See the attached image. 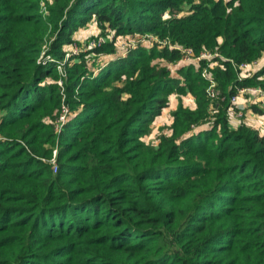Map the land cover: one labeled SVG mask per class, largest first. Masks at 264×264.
Segmentation results:
<instances>
[{
	"label": "trees",
	"instance_id": "obj_1",
	"mask_svg": "<svg viewBox=\"0 0 264 264\" xmlns=\"http://www.w3.org/2000/svg\"><path fill=\"white\" fill-rule=\"evenodd\" d=\"M243 89L264 92V0H0V264H264ZM174 93L194 105L147 142Z\"/></svg>",
	"mask_w": 264,
	"mask_h": 264
},
{
	"label": "rangeland",
	"instance_id": "obj_2",
	"mask_svg": "<svg viewBox=\"0 0 264 264\" xmlns=\"http://www.w3.org/2000/svg\"><path fill=\"white\" fill-rule=\"evenodd\" d=\"M99 32L100 31L98 30L97 24L93 22L86 27L80 28L75 35H76V38L82 42H84L86 40L88 42L95 40V42L97 43L98 40L102 39L98 35ZM150 38H152V36H150ZM150 38H148V39H150ZM137 41H140V38H138V36H133V37H131V39H128L126 36H124L122 38H118L116 41L117 42L116 43V52L117 53L112 54L110 56L101 57L98 59V62L103 63V65H105L108 62H110L111 60L118 58L120 55H125L128 52L127 50L129 48H131V47L133 48L138 44ZM143 44H145L146 46H151V43L149 41H144ZM76 50H77V52H79L80 48L77 47ZM77 52H74V53H77ZM185 55L186 54H184V56L180 60L179 64L174 63V64L169 65L171 70H173V74L177 75L178 66H185L188 63L200 60V58H193L192 56H191V58L189 57V59H188L185 57ZM212 57L213 56L210 53H203V58H212ZM262 64L263 63L255 64V66L252 67L253 70L256 71L257 68L259 69ZM253 95H255L257 97L260 94L258 92H256ZM242 99H244V97H242ZM181 101L185 105H190V106H192L194 103L193 98L190 97L189 95H184V96L180 97L176 93L172 94L170 96V102H169L170 105L168 107H166L163 110L162 114L155 119V121L151 124L150 132L144 137V139L147 142H151V141L156 142V139H157L158 135L160 134V132L162 131V128L165 129L164 132H169V129L167 127L172 123V112L174 109H176L178 107V105L181 103ZM261 107L263 108L264 105ZM249 110H251V109H249ZM248 115H247V119H248V117L250 118V116H248ZM236 118H238V120H239V117L236 116ZM260 122L261 123L259 125H255V123H254V125L257 128H259V130L264 128V119H262ZM247 123L250 124L248 121H247ZM251 125H253V124L251 123ZM254 125H253V127H255Z\"/></svg>",
	"mask_w": 264,
	"mask_h": 264
},
{
	"label": "built area",
	"instance_id": "obj_3",
	"mask_svg": "<svg viewBox=\"0 0 264 264\" xmlns=\"http://www.w3.org/2000/svg\"><path fill=\"white\" fill-rule=\"evenodd\" d=\"M101 42H102V40H98V42L96 43L95 42V40H93V41H91L90 42V45L89 46H87L85 49H88V47L90 48H92V47H94V46H96V45H100L101 44ZM76 48H77V46H75V52H77V50H76ZM79 51V50H78ZM70 56V53H68V55H67V57H69ZM191 56L192 55H190V52H187L186 53V55H185V57L186 58H188L189 59V57L191 58ZM49 57V56H48ZM241 67L243 68V69H249V68H252V66L250 67V65L249 64H247V63H244V64H242L241 65ZM61 68V67H60ZM256 92H258L260 95V97L263 99L264 98V92L263 91H261V90H249V89H243V90H241L240 91V93L242 94H246V93H251V94H254V93H256ZM214 93V92H213ZM214 95V94H213ZM239 96H241L240 94H237L234 98H233V100H234V102L235 103H237V108H238V111H237V117H242V116H244V114H245V112H244V110H245V108H246V105L244 104V103H240L239 102ZM69 114H70V111H69V108L67 107V106H63V109H62V112H61V114H60V116H59V118H58V120H57V123H56V129L60 132V130H61V128H62V126L65 124V122L69 119ZM55 168H56V166H55Z\"/></svg>",
	"mask_w": 264,
	"mask_h": 264
},
{
	"label": "crops",
	"instance_id": "obj_4",
	"mask_svg": "<svg viewBox=\"0 0 264 264\" xmlns=\"http://www.w3.org/2000/svg\"><path fill=\"white\" fill-rule=\"evenodd\" d=\"M242 97H244V99H242ZM260 100H261V106H263L264 105V98L262 99L260 96H257V97L256 96H254V97L250 96V98H249V95L247 96V94L239 96V102L244 103L246 106H249L251 103L255 104V103L259 102ZM193 105H194V103H193ZM247 115L250 116V118L248 117V119H247ZM262 119H264V113L263 114H257L255 112H253L252 110H249V109L246 112V119L245 120L248 121L250 124L252 123L254 125V123H255V125H259L261 123L260 121ZM239 122L240 121L238 120V118L233 119L234 124H238ZM260 132L262 135H264V128L260 129Z\"/></svg>",
	"mask_w": 264,
	"mask_h": 264
}]
</instances>
